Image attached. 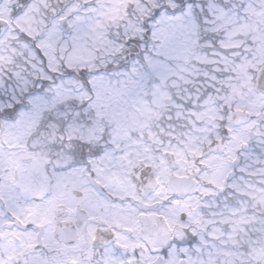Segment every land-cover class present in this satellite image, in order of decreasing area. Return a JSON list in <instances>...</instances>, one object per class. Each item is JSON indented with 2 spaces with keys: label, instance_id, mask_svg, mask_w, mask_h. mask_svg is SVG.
Listing matches in <instances>:
<instances>
[{
  "label": "snow or ice",
  "instance_id": "1",
  "mask_svg": "<svg viewBox=\"0 0 264 264\" xmlns=\"http://www.w3.org/2000/svg\"><path fill=\"white\" fill-rule=\"evenodd\" d=\"M0 264H264V0H0Z\"/></svg>",
  "mask_w": 264,
  "mask_h": 264
}]
</instances>
